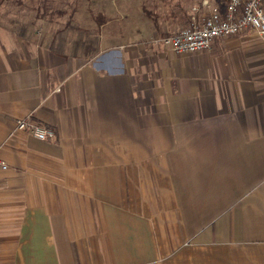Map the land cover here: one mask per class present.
Instances as JSON below:
<instances>
[{
    "label": "crops",
    "instance_id": "obj_1",
    "mask_svg": "<svg viewBox=\"0 0 264 264\" xmlns=\"http://www.w3.org/2000/svg\"><path fill=\"white\" fill-rule=\"evenodd\" d=\"M208 1L115 0L83 58L0 26V264H264V36L153 43Z\"/></svg>",
    "mask_w": 264,
    "mask_h": 264
},
{
    "label": "rangeland",
    "instance_id": "obj_2",
    "mask_svg": "<svg viewBox=\"0 0 264 264\" xmlns=\"http://www.w3.org/2000/svg\"><path fill=\"white\" fill-rule=\"evenodd\" d=\"M114 10L115 0H0V26L83 58L96 52L101 27L118 19ZM98 14L106 18L101 26Z\"/></svg>",
    "mask_w": 264,
    "mask_h": 264
},
{
    "label": "built area",
    "instance_id": "obj_3",
    "mask_svg": "<svg viewBox=\"0 0 264 264\" xmlns=\"http://www.w3.org/2000/svg\"><path fill=\"white\" fill-rule=\"evenodd\" d=\"M203 5H209L203 0ZM190 25L178 33L153 40L154 45L168 48L175 54H193L208 51L218 38L236 36L246 31H256L264 36V0H227L223 11L212 10L199 20L192 9ZM19 130H29L40 141H50L55 137L54 130L34 123L31 117L18 121ZM9 170V165L0 159V174ZM8 188V183L0 180V189Z\"/></svg>",
    "mask_w": 264,
    "mask_h": 264
},
{
    "label": "trees",
    "instance_id": "obj_4",
    "mask_svg": "<svg viewBox=\"0 0 264 264\" xmlns=\"http://www.w3.org/2000/svg\"><path fill=\"white\" fill-rule=\"evenodd\" d=\"M95 20L97 22L98 25H103L106 21V18L104 16H101L100 14L95 16Z\"/></svg>",
    "mask_w": 264,
    "mask_h": 264
}]
</instances>
